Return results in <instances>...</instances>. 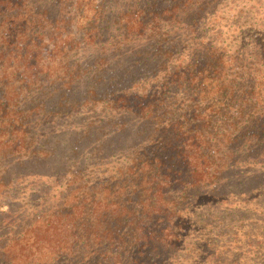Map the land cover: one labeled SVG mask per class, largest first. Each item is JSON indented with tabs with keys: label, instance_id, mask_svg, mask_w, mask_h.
<instances>
[{
	"label": "trees",
	"instance_id": "trees-1",
	"mask_svg": "<svg viewBox=\"0 0 264 264\" xmlns=\"http://www.w3.org/2000/svg\"><path fill=\"white\" fill-rule=\"evenodd\" d=\"M238 1L0 0V190L47 195L10 221L0 264H179L192 206L255 200L264 175L239 171L264 165V39L240 63L197 34ZM177 31L196 40L185 65ZM248 234L243 256L257 257Z\"/></svg>",
	"mask_w": 264,
	"mask_h": 264
},
{
	"label": "rangeland",
	"instance_id": "rangeland-1",
	"mask_svg": "<svg viewBox=\"0 0 264 264\" xmlns=\"http://www.w3.org/2000/svg\"><path fill=\"white\" fill-rule=\"evenodd\" d=\"M119 1L121 6H119L120 9L118 11L131 6L130 0ZM256 3L257 0L248 3L245 0L231 5H220L215 11L216 17H209L204 23L201 22L197 34H200V32L204 35L210 33L212 37L209 41L212 44L227 46L229 54L239 53V55H242L239 61L243 63V53L241 52L252 50V46H247L248 40L252 39L257 44H260L261 39H264V3L260 7ZM115 11L117 10L115 9ZM182 31L185 30L183 29ZM183 35L185 34L177 31L176 36L180 40H184V42L176 54L179 59L175 65H185L189 61L190 52H194V49L197 47V45H194L196 40L189 38L188 35ZM142 42V40H136V48ZM227 69L228 67L225 68L226 73ZM227 80L229 81L228 84H231L230 79ZM243 81L249 82V79L245 78ZM101 114L100 107H96L94 110L92 108H84L81 112L73 113L67 121L71 123V126L80 130L79 128L83 120L87 121ZM113 131L111 129L107 134H104L107 136L104 137L105 140H110L114 137ZM99 138V141H101L102 138ZM243 158L249 157L243 156ZM245 166L247 169L244 168ZM257 171L261 175H264V165L261 162L246 161L245 165H243V171L239 172L243 173L244 179L251 175L256 177ZM37 175L42 174L41 172H37L36 177H38ZM41 179L43 180V178ZM49 184L53 185V183ZM12 187L13 185L7 190H0V197L4 194H9L8 197L0 200V205H2L0 209L5 213L0 215V244H4L6 237L9 235L15 236L17 234L18 227L10 223L12 219L14 221L18 219L21 222L27 211L28 213L34 212L32 208L29 209V205L36 208L35 211L41 209L39 204L46 205L44 199L47 195L39 192L37 195L27 198L26 203L22 202L25 198L23 197L24 192L18 191L21 188L11 190ZM256 188H253L256 191L253 196L254 201H250L251 199H245L244 197H236V194H234L235 196H224L229 197L228 200H224L223 198L216 199L214 203H216L217 208L214 209L207 210L192 206L194 209L192 208V211H187V213H189L194 222H197L196 232L198 236L196 240L191 238L186 240L187 244L194 241L195 247L187 251L183 250L182 255L176 257L179 260V264H213L211 256H208L210 255V250L214 251L218 257L217 260L221 261V263L214 262V264H264V184L262 186L260 184L259 188ZM36 197L39 198L35 199ZM5 204H7L6 208H4ZM227 209L229 210L228 212L223 211ZM189 215L186 216L189 217ZM208 217H212L215 221L212 223L207 219ZM203 225L209 228H205ZM9 228H13L10 234ZM246 233H250L248 236L256 242V246L259 249L257 257L255 249H252L249 256H243L245 253L243 252V235Z\"/></svg>",
	"mask_w": 264,
	"mask_h": 264
}]
</instances>
